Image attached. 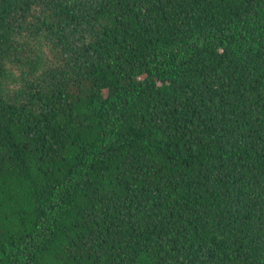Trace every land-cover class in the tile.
<instances>
[{"label": "trees", "instance_id": "1", "mask_svg": "<svg viewBox=\"0 0 264 264\" xmlns=\"http://www.w3.org/2000/svg\"><path fill=\"white\" fill-rule=\"evenodd\" d=\"M0 264H264V0H0Z\"/></svg>", "mask_w": 264, "mask_h": 264}]
</instances>
